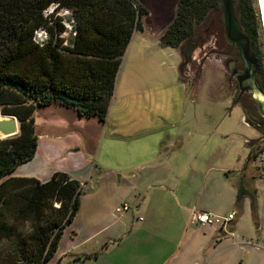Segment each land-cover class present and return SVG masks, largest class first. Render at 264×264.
<instances>
[{"label": "trees", "instance_id": "1", "mask_svg": "<svg viewBox=\"0 0 264 264\" xmlns=\"http://www.w3.org/2000/svg\"><path fill=\"white\" fill-rule=\"evenodd\" d=\"M52 3L72 12L69 38L62 36L58 16L44 15ZM220 8L221 0H179L160 42L183 48L208 13ZM146 14L137 0H0V113L19 120L17 135L0 138V264H47L80 208L83 184L65 172L45 182L5 179L35 154V110L58 103L105 121L123 55ZM239 21L251 42L255 29L244 0ZM41 28L47 31L43 45L34 41ZM258 75L264 90L260 65ZM250 101L238 100L245 121L256 127L264 118ZM255 156L250 148L246 163Z\"/></svg>", "mask_w": 264, "mask_h": 264}, {"label": "rangeland", "instance_id": "2", "mask_svg": "<svg viewBox=\"0 0 264 264\" xmlns=\"http://www.w3.org/2000/svg\"><path fill=\"white\" fill-rule=\"evenodd\" d=\"M244 2L250 8L253 18L251 27L255 29L250 45L264 74L261 7L259 0ZM242 4L243 0H234L238 20ZM71 35L62 33L64 38ZM187 42L197 45L182 72L186 90L183 93V121L177 126L181 130L176 135L183 138L189 162L187 169L181 173L179 186L182 196L179 199L182 205L187 202L189 206H195L196 211L215 216L225 217L228 213H235L234 220L218 234L220 238L228 235L227 238L206 244L196 261L198 264H264V191L251 195L241 188L243 174H251L245 170V164L254 163L255 157L251 163H246L250 148L257 155L256 149L264 146V122L251 126L243 118L241 105L235 101L238 85L230 77L222 53L227 50L223 37L222 7L211 10L205 21L196 26L192 39L181 47L182 54ZM179 63L176 64L178 75ZM153 72L152 78L158 70ZM165 72L167 70L163 66L162 73ZM162 79L158 77L156 80ZM258 79L260 81V76ZM261 79L264 81V76ZM165 94L168 97V92ZM156 96L159 101V92ZM251 99L247 95L244 101L249 103ZM253 110L260 113L257 104L253 105ZM2 116L5 115L0 113ZM249 117L256 118L251 112ZM190 152L197 156L193 165L196 168H191L194 157H190ZM161 160L175 165L169 159V153ZM242 168L244 171L241 173ZM249 168L252 169L251 166ZM92 187L96 188V185ZM92 193L94 191L87 190L82 196L78 213L65 228L58 250L47 264H160L185 237L186 229L187 233L188 229L189 233L192 232L186 227V212L176 215V209L172 207L173 215L169 216V194L163 193L159 200L150 203L155 211L153 217H149L145 203L129 204L136 209L120 214L113 204L109 206L101 201L100 193L98 199ZM54 206H59V203ZM122 223L125 228L121 227ZM208 225L192 226L200 232L206 228L212 231L218 226Z\"/></svg>", "mask_w": 264, "mask_h": 264}, {"label": "crops", "instance_id": "3", "mask_svg": "<svg viewBox=\"0 0 264 264\" xmlns=\"http://www.w3.org/2000/svg\"><path fill=\"white\" fill-rule=\"evenodd\" d=\"M137 1L147 10L142 18L143 30L134 32L123 55L105 121L96 116H81L73 107L58 103L37 107L33 114L37 136L35 154L5 179L36 178L45 182L55 172H65L83 184L82 196L92 190V195L96 194L98 199L100 193L101 201L109 206L113 204L117 213L122 205L134 210L136 208L129 204L145 203L149 217H153L155 211L150 203L159 200L163 193L169 194V216L173 215L172 207L176 215L186 212V227L192 232L188 229L187 233L186 229L185 237L160 264H198L196 260L206 244L228 235L218 237L223 217L216 215L213 223L193 221V213L199 211L187 202L182 205L179 199L181 173L189 162L183 138L176 135L181 130L177 126L183 121L186 90L181 72L179 75L176 72V64L181 63L183 54L181 47L166 46L159 39L174 20L179 0ZM163 66L166 74L162 73ZM156 70L158 74L152 78ZM158 77L164 79L157 81ZM158 92L159 101L156 100ZM179 146L181 148L176 150ZM168 153L175 165L161 160ZM191 153L190 157H194L191 168H196L193 165L197 156ZM244 168L251 174H243L241 188L251 195L264 191L254 164H245ZM243 171L242 168L240 172ZM207 224H218L212 229L215 234L210 228L200 232L192 226Z\"/></svg>", "mask_w": 264, "mask_h": 264}, {"label": "water", "instance_id": "4", "mask_svg": "<svg viewBox=\"0 0 264 264\" xmlns=\"http://www.w3.org/2000/svg\"><path fill=\"white\" fill-rule=\"evenodd\" d=\"M263 13L264 16V0ZM222 7V27L225 42L231 46L232 50L238 53V61H231L227 64V70L231 77L238 81L240 96L243 93L253 97L261 116L264 118V90L257 78L259 61L251 48L248 36L243 32L235 11L234 0H221ZM194 44L187 42L183 51V60L179 65L182 74L191 60ZM224 54H228L223 52ZM238 102V99L235 100ZM19 132V120L13 115L0 117V138H7L17 135Z\"/></svg>", "mask_w": 264, "mask_h": 264}, {"label": "built area", "instance_id": "5", "mask_svg": "<svg viewBox=\"0 0 264 264\" xmlns=\"http://www.w3.org/2000/svg\"><path fill=\"white\" fill-rule=\"evenodd\" d=\"M44 15L45 16H51L55 15L60 18V22L64 25L65 30L63 33L65 34H74V24L75 20L72 16V12L70 9L66 7H60L58 3H52L50 6H48L44 10ZM47 39V31L45 29H38L35 31L34 34V41L43 45V43ZM257 155L254 158V166L256 170V177L259 179V181L263 184L264 186V146L259 147L256 149ZM128 210V205H122L117 208L118 212L121 211H127ZM235 218V213L231 212L228 213L227 216L220 218L221 219V228L225 229L226 226ZM141 219V218H140ZM192 220L196 221L198 223H213L215 220H217V217L209 212H195L192 215Z\"/></svg>", "mask_w": 264, "mask_h": 264}, {"label": "flooded vegetation", "instance_id": "6", "mask_svg": "<svg viewBox=\"0 0 264 264\" xmlns=\"http://www.w3.org/2000/svg\"><path fill=\"white\" fill-rule=\"evenodd\" d=\"M202 43V42H201ZM201 43H198V44H201ZM195 45H197V44H194V46ZM226 47H227V50L226 51H223V52H226V53H228V54H224V59H226V63L225 64H228L229 62H231V61H236V64L237 65H239V66H241V64L239 63V61H238V58H239V56H238V53L237 52H235V51H233L232 50V48H231V46H229L227 43H226ZM195 48V47H194ZM222 52V53H223ZM227 66V65H226ZM258 73H257V78H258ZM231 77V76H230ZM232 79H234L235 81H236V83H237V85H238V81L234 78V77H231ZM259 80V79H258ZM259 83H260V85H261V82L259 81ZM262 87V86H261ZM238 89H239V86H238ZM239 93V92H238ZM247 95H249V94H246V93H243V94H241L240 96L239 95H237V98L236 99H238V100H240L241 98H246V96ZM249 96H251V95H249ZM251 100H253L254 101V99H253V97L251 96Z\"/></svg>", "mask_w": 264, "mask_h": 264}, {"label": "bare ground", "instance_id": "7", "mask_svg": "<svg viewBox=\"0 0 264 264\" xmlns=\"http://www.w3.org/2000/svg\"><path fill=\"white\" fill-rule=\"evenodd\" d=\"M259 4H260V7H261V11L263 13V4H262V0H259ZM263 22H264V16H263Z\"/></svg>", "mask_w": 264, "mask_h": 264}]
</instances>
